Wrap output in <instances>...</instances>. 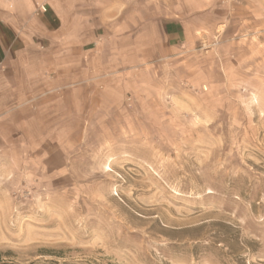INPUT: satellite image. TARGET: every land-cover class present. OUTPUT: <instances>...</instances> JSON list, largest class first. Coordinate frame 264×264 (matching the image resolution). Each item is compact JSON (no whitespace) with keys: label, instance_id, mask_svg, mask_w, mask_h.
<instances>
[{"label":"rangeland","instance_id":"rangeland-1","mask_svg":"<svg viewBox=\"0 0 264 264\" xmlns=\"http://www.w3.org/2000/svg\"><path fill=\"white\" fill-rule=\"evenodd\" d=\"M79 1L82 66L0 110V264H264V0Z\"/></svg>","mask_w":264,"mask_h":264},{"label":"crops","instance_id":"crops-1","mask_svg":"<svg viewBox=\"0 0 264 264\" xmlns=\"http://www.w3.org/2000/svg\"><path fill=\"white\" fill-rule=\"evenodd\" d=\"M48 13L37 18V0H0V110L37 101V78L51 68L59 77H73L82 66L91 29L79 0H41ZM65 4V8L59 5ZM37 36L45 45L37 47ZM14 108V107H13Z\"/></svg>","mask_w":264,"mask_h":264},{"label":"built area","instance_id":"built-area-1","mask_svg":"<svg viewBox=\"0 0 264 264\" xmlns=\"http://www.w3.org/2000/svg\"><path fill=\"white\" fill-rule=\"evenodd\" d=\"M39 12L40 13H45L47 11L46 7L43 5V6H39Z\"/></svg>","mask_w":264,"mask_h":264}]
</instances>
